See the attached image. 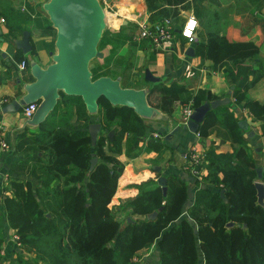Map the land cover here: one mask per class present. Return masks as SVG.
<instances>
[{"label":"trees","instance_id":"16d2710c","mask_svg":"<svg viewBox=\"0 0 264 264\" xmlns=\"http://www.w3.org/2000/svg\"><path fill=\"white\" fill-rule=\"evenodd\" d=\"M157 1L144 0L149 16L160 13L171 20L178 14L176 4L183 0H164L168 6ZM198 8L203 9L193 5V14L205 28L204 39L194 41L200 58L219 64L258 55L253 41H230L210 29L209 14L199 13ZM21 59V54L15 55V60ZM245 89L246 84H235L232 101L241 103L251 120L263 124L264 134V101L247 97ZM152 91L157 101L152 104L147 99L148 103L166 113L172 112L175 101L182 108L215 98L209 91H192L175 82L157 85L148 94ZM97 116L101 130L91 145L81 99L60 92L38 125L40 133L19 136L15 149L21 155L12 164L16 177L1 205L23 251L11 256L8 264H31L24 258L25 249L33 251L34 264H136L133 258L138 250L151 246L156 249V264H198L199 260L202 264H264V203L256 202L255 164L227 106L208 109L195 131L204 137L211 126L221 123L233 145L231 151L204 152L205 173L201 183L192 176L197 186L192 200L178 174L164 175L162 195L156 172L153 179L136 183V195L121 203L127 215L134 216L129 221L117 219L108 206L123 167L117 158L121 140L127 134L132 137L124 150L127 156L137 153L136 137H148L147 147L155 150L161 143L145 133L141 119L129 107L111 106L99 96ZM109 129L111 139L106 134ZM91 153L96 162L88 170ZM260 180L264 185V167ZM151 211L155 216L148 218ZM227 222L234 225L226 227Z\"/></svg>","mask_w":264,"mask_h":264},{"label":"crops","instance_id":"0c3cea01","mask_svg":"<svg viewBox=\"0 0 264 264\" xmlns=\"http://www.w3.org/2000/svg\"><path fill=\"white\" fill-rule=\"evenodd\" d=\"M44 1L0 0V138L8 144L7 148L0 147L2 232L0 264H8L11 256L23 251L20 247L15 246L11 239L14 229L7 225L1 205L3 197L10 196V183L16 177L12 164L21 154L17 153L15 146L21 134L40 133L38 127L18 128L22 117L20 109L2 111L1 107L22 93L20 87L22 81L32 80L27 65L23 69L17 67L18 61L15 60V55L21 54L26 61L32 57L41 65H45L49 61V54L54 49L55 31L41 8ZM107 2L122 14L118 27L106 25L103 30L97 43V49L102 52V56L89 61L92 63L88 66L91 76L93 73L109 76L119 75L121 86L146 87L148 93L151 88L157 85H168L175 82L192 91L197 89L209 91L215 95V98L228 96L229 103L216 107L227 106L236 122L240 119L246 120L248 128L241 130V134L246 139L255 167L258 166L262 170L264 167L263 124L259 120H251L241 103H233L231 91L235 84L240 86L246 84L247 97L264 101V0H183L176 4L178 14L171 19L172 21L170 20L171 38L159 37L156 41L149 39L148 36H139V23L143 22L150 28L162 18L160 13L150 17V11L146 9L144 0H107ZM186 2L188 4H185ZM157 4L168 6L164 0L157 1ZM182 4H185V7H182ZM193 5L207 7L208 11L214 13L213 15L209 14L210 29L216 30L230 41H253L258 47V55L237 62L224 61L219 64L213 63L209 59L200 58L194 51V41L204 39L205 28H201L197 22L195 39L192 42H186L178 32L185 15L192 14L194 16ZM23 30H28L29 33L30 50L25 54L14 46V40L21 36ZM188 46H192V55L186 52ZM144 68H148L150 73L158 79L151 82L144 80ZM258 72L259 75L253 78ZM148 93L147 99L154 104L157 101L156 94L153 91ZM180 112L181 105L177 101L173 103L172 112H164L167 114V120L163 122L165 126L163 133L169 131L174 125L183 123ZM141 121L145 133L151 139L160 141L161 147L157 150L151 149L146 145L148 137H136L137 153L127 156L124 150L130 144L132 137L127 134L122 138L121 153L117 155V158L123 163V167L108 203L111 212L117 219L134 218V216L127 215V211L121 207V203L136 195V183L149 178L153 179L156 172L162 175L168 173L180 175L186 182L190 195L188 200L191 201L197 186L185 164V155L188 150L195 148L200 153L209 149L215 152H225L231 151L233 145L221 123L211 126L204 137L198 136L186 127L179 126L165 138L163 133L157 132L160 127H156L153 122ZM154 132L157 135H154ZM155 167H158V170ZM198 181L201 183V180L198 179ZM206 186L209 189H214L211 184H206ZM138 252H143V259L146 257V253L151 252V261L156 264L154 246L140 249ZM200 264H202V260Z\"/></svg>","mask_w":264,"mask_h":264},{"label":"water","instance_id":"95a60500","mask_svg":"<svg viewBox=\"0 0 264 264\" xmlns=\"http://www.w3.org/2000/svg\"><path fill=\"white\" fill-rule=\"evenodd\" d=\"M41 8L55 31L54 49L49 54V61L45 65H41L32 57L28 58L26 65L32 80L22 81L20 83L22 93L1 107L2 111H16L29 102H36L31 116L21 117L18 128L38 127L56 104L61 92L66 95H76L81 99L89 120L86 130L91 145L100 131V124L97 120V98L99 96L105 98L111 106L131 108L141 120L153 122L156 127H160L159 133H163L165 128L163 122L167 120V114L148 103L146 87L121 86L119 75H99L94 78L91 76L88 64L90 60L102 56V52L97 49V43L106 27L104 10L99 0H45ZM28 35V30H23L21 36L14 40L15 48L24 54L30 50ZM186 52L192 55V46H188ZM143 79L151 82L158 78L152 75L148 68H144ZM227 103H229L228 96L201 102L192 108L182 124L174 125L169 131L163 133V136L168 137L179 126L195 132L208 109ZM237 125L241 130L248 128L245 119L238 120ZM112 133V129L106 132L108 139H111ZM95 162L96 157L91 153L88 170ZM155 169L158 170V167ZM255 172L256 179L253 181V186L256 202L263 205L264 185L260 180L261 168L255 167ZM155 181L161 186V192L164 195V175H158ZM45 215L50 216L49 213ZM154 216L155 211L147 214L148 218ZM129 220L130 218L127 217L126 221ZM232 225H234L232 222L225 224L226 227Z\"/></svg>","mask_w":264,"mask_h":264},{"label":"built area","instance_id":"2783aa9c","mask_svg":"<svg viewBox=\"0 0 264 264\" xmlns=\"http://www.w3.org/2000/svg\"><path fill=\"white\" fill-rule=\"evenodd\" d=\"M99 2L101 4V6L103 7L104 15L106 13H108V14H111L115 18L118 19V22L116 25H113L110 23L108 24L105 20L106 25H111L112 27H118L122 13H120L117 8H113L107 2V0H99ZM192 19H195V17L192 14H187L184 17L181 25L179 26L178 32H179L180 36L185 39L186 42H192L195 39V28L196 27L192 30L191 38H189L188 36H186L184 34L185 30L187 28V24ZM139 36L140 37L150 36L153 41H156L159 37L164 38V39L171 38V21H170V19L168 17H162L159 21L154 23L151 26V28L146 26L143 22L139 23ZM17 67L19 69L25 68L26 67V60L25 59L19 60L17 63ZM35 107H36V102H29L26 105L22 106L20 108L21 116L22 117H30L32 112L34 111ZM192 108L193 107L189 104H187L181 108L180 115L182 118V122H184L187 119L188 115L192 111ZM154 135H157V133L154 132ZM0 147H3V148L8 147V144L5 141H3L1 138H0ZM185 161H186L185 162L186 167L188 168V171L191 174V176L199 179L200 176L204 173L203 168L201 166L202 164H204V153H200L195 148H191L188 150L187 154L185 155ZM11 239L14 242L15 246L20 247L19 238H18V235L16 234L15 231H13L11 233Z\"/></svg>","mask_w":264,"mask_h":264},{"label":"rangeland","instance_id":"374dc122","mask_svg":"<svg viewBox=\"0 0 264 264\" xmlns=\"http://www.w3.org/2000/svg\"><path fill=\"white\" fill-rule=\"evenodd\" d=\"M198 11H199V13H205L204 11H206V13H208V14H210V12L208 11V8L207 7H203V9H199L198 8ZM195 17V16H194ZM195 19H196V17H195ZM121 53H122V51H121ZM92 65V63H89L88 64V66L89 65ZM104 69V68H103ZM202 166V168H203V170H205V167H204V164H202L201 165ZM205 173V172H204ZM122 220H124L123 218H122ZM17 234V233H16ZM18 235V234H17ZM19 238V237H18ZM20 248H21V245H20ZM22 249V248H21ZM23 250V249H22ZM25 251V253H24V258H28L29 260H30V263L31 264H34V259H33V255H34V253H33V251L31 250V249H25L24 250ZM142 253L143 252H137L136 253V255L134 256V258L133 259H135L134 261H136V264H155L153 261H151V252H149L148 254L146 253L145 255H146V257H144V259H143V256H142ZM37 262H39L38 260H36ZM200 261L201 260H199V262H198V264H200ZM39 264H43V263H39Z\"/></svg>","mask_w":264,"mask_h":264},{"label":"clouds","instance_id":"9594fccd","mask_svg":"<svg viewBox=\"0 0 264 264\" xmlns=\"http://www.w3.org/2000/svg\"><path fill=\"white\" fill-rule=\"evenodd\" d=\"M197 26V21L195 19H192L189 21V23L187 24V28L185 30V35L188 36L189 38H191L192 35V30Z\"/></svg>","mask_w":264,"mask_h":264},{"label":"bare ground","instance_id":"6f19581e","mask_svg":"<svg viewBox=\"0 0 264 264\" xmlns=\"http://www.w3.org/2000/svg\"><path fill=\"white\" fill-rule=\"evenodd\" d=\"M120 13H122V12H120ZM105 20H106V22L108 24L110 23V24H113V25H116L117 22H118L117 18H115L113 15L108 14V13L105 14Z\"/></svg>","mask_w":264,"mask_h":264}]
</instances>
